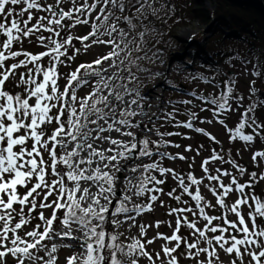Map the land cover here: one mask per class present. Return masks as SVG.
<instances>
[{"label": "snow or ice", "instance_id": "snow-or-ice-1", "mask_svg": "<svg viewBox=\"0 0 264 264\" xmlns=\"http://www.w3.org/2000/svg\"><path fill=\"white\" fill-rule=\"evenodd\" d=\"M158 12L0 0V264H264V66L184 91L149 66ZM156 78L183 95L150 113Z\"/></svg>", "mask_w": 264, "mask_h": 264}, {"label": "rangeland", "instance_id": "rangeland-1", "mask_svg": "<svg viewBox=\"0 0 264 264\" xmlns=\"http://www.w3.org/2000/svg\"><path fill=\"white\" fill-rule=\"evenodd\" d=\"M237 1L241 2L243 0ZM243 2H245V0ZM156 7L159 9L158 17H149V19H153L156 22L154 25H152V23L148 25V32L144 37L149 45H154L152 51L148 52V55L152 56L153 52L158 53L157 58L154 59V63L149 65L151 68L165 73L168 81L176 83L178 86H182L184 91L193 89L199 90L203 87L202 84L197 85V82L190 78L185 80V76L189 73H203L205 76H214L218 69L222 73L239 74L241 71V65L239 63L240 59L247 60V57L245 58L243 55V52H245L244 48L240 47L243 51H240L239 54H231L230 50L227 48L228 51L226 53H228V56L227 58L222 59V57L218 55V51L214 50L216 45H211L214 37V34H212V24H206L200 20H189L190 17L187 13L197 7L201 10L203 9V11L212 13L213 7L210 1L156 0ZM162 25L164 26L163 28ZM223 30H225V28ZM190 36H194V39L190 40ZM207 48L214 52L207 53L208 55L205 54L204 51L207 50ZM192 49H195L198 52V55L194 58H191L190 56V51ZM224 49L225 48H223V50ZM95 55L96 53L92 52L91 54L80 57V59L90 61ZM140 55H143V53H140ZM186 57L191 58L193 62L189 63V59H186ZM207 61L209 63H204ZM249 67H251V65H249ZM221 78L222 77L217 76V79ZM160 79L161 78H156L155 80L147 79L141 87L142 92L147 90L145 93H152L150 95L151 104L154 107L149 108L150 113L158 111L157 105L163 107L164 103L168 100L175 101L182 98L183 95V93L178 94L168 84L160 83ZM154 82H156L155 84H157L160 89L159 91L153 89L152 85ZM247 85V79L242 75H238L237 87L239 90L244 92ZM258 85L259 83H257V87ZM157 97H160V99H157ZM143 103L147 104L144 101ZM243 159L247 161V153L243 154ZM177 167H179V165H177ZM150 218H161L160 211H157L155 216ZM67 254V252L60 254L61 264H63L64 256Z\"/></svg>", "mask_w": 264, "mask_h": 264}, {"label": "trees", "instance_id": "trees-1", "mask_svg": "<svg viewBox=\"0 0 264 264\" xmlns=\"http://www.w3.org/2000/svg\"><path fill=\"white\" fill-rule=\"evenodd\" d=\"M208 1L212 4V13L197 7L187 14L190 17L189 20H200L206 24H212L214 37L211 45H216V48L219 49L214 48L218 51V55L225 59L228 56V53H226L228 50L231 54H239L240 51H243L240 47H243L245 50L243 55L245 58L247 57V60L260 62L264 66V0H245V2H243L244 0L241 2L237 0ZM155 22L152 19V25ZM224 28L225 30H223ZM223 48L225 49L223 50ZM204 52L209 54L214 51L207 48ZM258 87L261 88V91H264V86L260 83Z\"/></svg>", "mask_w": 264, "mask_h": 264}, {"label": "bare ground", "instance_id": "bare-ground-1", "mask_svg": "<svg viewBox=\"0 0 264 264\" xmlns=\"http://www.w3.org/2000/svg\"><path fill=\"white\" fill-rule=\"evenodd\" d=\"M156 82H154L153 84H155ZM147 90H145V92H146ZM145 92H142V93H145ZM147 93H150V92H147ZM144 102H146L147 104H151L152 102H151V96H148L147 97V100H145ZM151 107L153 108L154 106H152V104H151ZM151 108V109H152Z\"/></svg>", "mask_w": 264, "mask_h": 264}]
</instances>
